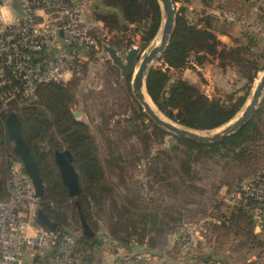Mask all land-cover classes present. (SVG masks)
<instances>
[{
	"label": "trees",
	"instance_id": "1",
	"mask_svg": "<svg viewBox=\"0 0 264 264\" xmlns=\"http://www.w3.org/2000/svg\"><path fill=\"white\" fill-rule=\"evenodd\" d=\"M97 2L99 4L95 5V19L111 34L112 44L124 42L129 45L133 36L138 34L140 45L144 47L156 37L162 20V9L158 0ZM216 22V17L212 15L191 17L184 7H178L173 34L163 53L157 58L160 65L148 68L145 76L146 92L157 109L172 121L200 131L218 128L238 113L248 98L254 73L259 70L260 56L254 51L259 39L242 30L239 36L232 38L231 44L223 43L218 38L221 30ZM213 62H217L222 68L227 65L241 66L245 68L243 73L248 71L249 65L252 66L253 72L247 74L245 89L241 95L229 93L224 99L210 98L200 88L180 76V72L188 67L204 66ZM81 70L82 65L64 83L39 84L34 98L20 103L9 102L4 116L11 111L18 115L20 132L38 166L44 185L38 210L54 222L57 229H65L68 224L70 232H77L83 262L92 264L99 261L96 258V224L91 214L93 205L102 209V215H98L105 225L106 236L124 245H128L127 238L132 235L141 240L147 238V245L152 248L157 242L153 240L152 233L158 234L161 226L168 221L174 225L183 223L189 217L190 209H187L186 204L198 201V197L204 195L205 191L195 187L193 183L186 185L182 180H161L165 183L163 185L167 188V195L174 200L173 203L167 204L164 200H159L158 195L137 197L132 195L131 190L118 193L117 203L113 195L118 187L105 175L104 169L97 162L88 126L75 120L71 113L72 89L79 80L78 74ZM56 134L60 139H57ZM176 139L188 147V156L205 155L214 158V154H217L218 157L225 158L228 165L227 180L240 184L244 178L254 176L264 164V91L251 118L231 135L207 143L180 136H176ZM11 141L6 129L0 124V200L8 197V167L10 159L15 157ZM64 145L71 152L73 166L79 175V189L75 196L68 194L54 161L55 150H62ZM41 147L45 150H40ZM112 159L116 162L115 158ZM114 162L112 167L120 169ZM230 183L223 182L226 185ZM242 198L245 203L232 208L229 215L220 222L241 226L236 233L242 232L255 239L249 210L252 205L255 206L256 200L254 196H247L245 193H242ZM107 201L110 202L111 210L105 213L103 204ZM69 216L72 220L68 222ZM81 216L92 235L83 233ZM39 225L42 226L40 223Z\"/></svg>",
	"mask_w": 264,
	"mask_h": 264
},
{
	"label": "rangeland",
	"instance_id": "2",
	"mask_svg": "<svg viewBox=\"0 0 264 264\" xmlns=\"http://www.w3.org/2000/svg\"><path fill=\"white\" fill-rule=\"evenodd\" d=\"M83 1L85 20L97 38V48L83 49L79 52L82 70L78 74L76 86L72 89L70 109L75 120L88 126L97 162L104 169L105 175L118 187L117 191H114L113 199L118 198L116 197L118 193L131 190L132 195L137 197L158 195L159 200L171 204L174 200L167 195V188L161 180L180 182L182 180L186 185L193 183L195 187L205 191L204 195L198 197V201L186 204L187 209H190L189 217L183 223L174 225L168 221L161 226L158 234L152 233L153 240L157 241L152 248L148 247L147 238L141 240L138 236L132 235L127 238L128 245H124L106 236L105 225L99 217L102 215V209L93 205L91 214L96 224L94 231L98 238L96 258L100 261L103 259V252H106L111 258L119 257L125 264L132 263L131 260L136 261L134 264H142V261L146 262V259L150 258H155L157 264H200L204 259V262L208 261L210 264H236L241 263L244 258H250L258 263L264 260V194L261 192L256 194L257 185L263 187L261 183L264 179V164L254 176L252 175L253 177L249 176L240 184H235L227 180L228 165L225 158L218 157L217 154H214L216 155L214 158L205 155L188 156L189 149L177 141L178 135L155 124L144 112L132 90V80L138 64L149 49L158 44V32L144 47L140 45L138 34L133 36V41L129 45H125L124 42L112 44L111 34L99 20L95 19L97 1L92 0L90 3L88 0ZM104 44L115 48L124 64L128 51L132 47H137L139 51L132 71L124 73L114 63L109 53L104 51ZM254 51L260 56L259 70L254 73L250 93L242 108L229 122L218 128L207 131L192 130L201 134H212L220 131L241 114L263 73L264 40L257 42ZM155 65H160L157 59L149 68ZM247 68L248 71L243 73L245 68L241 66L227 65L222 68L217 62H213L204 66L188 67L180 72V76L200 88L208 97L224 99L229 93L241 95L244 92L246 76L253 72L251 65ZM149 100L153 109L162 118L174 122L163 115L150 98ZM7 108L0 107V124L4 130L7 116V114L4 116V113ZM157 127L164 132L159 131ZM56 136L60 139L58 134ZM11 144L13 145V141ZM63 149H67L65 145ZM40 150L45 149L41 147ZM112 158H115L116 162ZM113 162L115 166L119 165L120 169L112 167ZM223 182L230 184L226 185ZM252 183L256 188L253 195L256 204L250 207L249 214L255 239L245 236L242 232L236 233L239 231L237 228L241 226L220 222L235 206L245 203L242 201L244 199L242 193H246L248 184ZM115 201L119 202L118 199ZM103 205L105 213L110 212V202L107 201ZM68 219V222L71 221V216ZM34 223L40 226L37 217ZM67 225L65 227L69 229H65L69 231L71 228Z\"/></svg>",
	"mask_w": 264,
	"mask_h": 264
},
{
	"label": "built area",
	"instance_id": "3",
	"mask_svg": "<svg viewBox=\"0 0 264 264\" xmlns=\"http://www.w3.org/2000/svg\"><path fill=\"white\" fill-rule=\"evenodd\" d=\"M8 1L0 0V10ZM84 9L83 0H20L19 16L10 23L0 11L1 108L29 101L39 84L64 83L79 71V52L97 48ZM215 16L264 40V25L227 9ZM261 184L257 191L248 184L245 194H264ZM6 188L8 197L0 200V264H85L77 232L34 223L40 196L16 155L10 159Z\"/></svg>",
	"mask_w": 264,
	"mask_h": 264
},
{
	"label": "water",
	"instance_id": "4",
	"mask_svg": "<svg viewBox=\"0 0 264 264\" xmlns=\"http://www.w3.org/2000/svg\"><path fill=\"white\" fill-rule=\"evenodd\" d=\"M158 1L162 9V20L158 30V44L150 48L149 51L141 58L138 64L132 80V90L134 97L142 106L144 112L155 124L180 137H184L186 139L197 142H211L236 132L251 118L258 106V103L264 91V69L257 85L255 86L254 91L252 92L241 114L220 131L212 134H201L195 130L179 126L178 124L171 121H167L162 118L146 102L142 91V87H145L146 72L150 64L163 53L173 34L175 23L176 11L172 0ZM103 49L105 52L109 53L114 63L117 64L124 73L132 71L134 60L139 51L137 47H132L125 55V64L123 63L115 48L110 45L104 44ZM5 126L9 138L13 141L14 154L22 161L24 170L32 181L35 193L38 196H42L44 193L43 181L40 176L36 161L30 151L29 145L26 143L20 132V120L15 112L11 111L7 114L5 118ZM54 161L59 170L61 181L66 187L68 194L70 196H75L79 189V177L75 167L72 164V155L69 149H62L60 151L55 150ZM37 220L42 226L48 229L56 228V224L49 220L41 210L37 211ZM80 220L83 233L86 235H92V231L89 229L82 216L80 217Z\"/></svg>",
	"mask_w": 264,
	"mask_h": 264
},
{
	"label": "crops",
	"instance_id": "5",
	"mask_svg": "<svg viewBox=\"0 0 264 264\" xmlns=\"http://www.w3.org/2000/svg\"><path fill=\"white\" fill-rule=\"evenodd\" d=\"M92 0H88V2ZM97 1V0H96ZM89 2V3H90ZM97 4H99L97 2ZM175 7V11L178 7L182 6L185 8L187 14L191 17H198L201 14H208L216 17V13L220 9H227L231 11H235L238 14L245 16L248 20L254 21L258 24L264 25V1L263 0H176L173 2ZM1 13L3 18L6 20L11 18V21L19 16L20 13V0H9L4 7L1 9ZM7 15H4V14ZM217 19V18H216ZM100 24V22H99ZM220 32H218V38L220 41L226 44L232 43V38L238 36L240 31H244V29L237 24H227L225 22H221L217 19L216 22ZM237 34V35H236ZM134 249V248H133ZM207 249V248H206ZM126 251V250H125ZM123 252V251H122ZM103 259L99 262H94L92 264H125L120 261V258L117 259L111 258L110 254L103 252ZM208 254V253H207ZM211 257H215L212 254H208ZM201 260L200 264H210L208 261L204 262ZM134 264V261L131 260ZM155 258L146 259L142 261V264H157L155 263ZM257 261H252L250 258L242 259L241 263L237 262L236 264H257ZM258 264H264V260L259 262Z\"/></svg>",
	"mask_w": 264,
	"mask_h": 264
},
{
	"label": "bare ground",
	"instance_id": "6",
	"mask_svg": "<svg viewBox=\"0 0 264 264\" xmlns=\"http://www.w3.org/2000/svg\"><path fill=\"white\" fill-rule=\"evenodd\" d=\"M145 90V87H142V91H143V94H144V98H145V100H146V102L151 106V103H150V100H149V98H148V95L145 93L146 92V90ZM152 107V106H151ZM153 108V107H152ZM156 111V110H155Z\"/></svg>",
	"mask_w": 264,
	"mask_h": 264
},
{
	"label": "clouds",
	"instance_id": "7",
	"mask_svg": "<svg viewBox=\"0 0 264 264\" xmlns=\"http://www.w3.org/2000/svg\"><path fill=\"white\" fill-rule=\"evenodd\" d=\"M0 11H2V10H0ZM4 15H7V14L5 13ZM0 18H2V17H0ZM10 22H12L11 18H8V19L5 20V23H10Z\"/></svg>",
	"mask_w": 264,
	"mask_h": 264
}]
</instances>
